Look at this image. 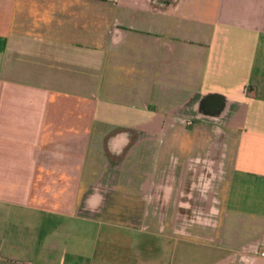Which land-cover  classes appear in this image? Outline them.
Here are the masks:
<instances>
[{
  "label": "crops",
  "instance_id": "1",
  "mask_svg": "<svg viewBox=\"0 0 264 264\" xmlns=\"http://www.w3.org/2000/svg\"><path fill=\"white\" fill-rule=\"evenodd\" d=\"M0 264H264V0H0Z\"/></svg>",
  "mask_w": 264,
  "mask_h": 264
},
{
  "label": "rangeland",
  "instance_id": "2",
  "mask_svg": "<svg viewBox=\"0 0 264 264\" xmlns=\"http://www.w3.org/2000/svg\"><path fill=\"white\" fill-rule=\"evenodd\" d=\"M207 164H206V166H207ZM241 195H242V199L239 200V201L240 202L242 201L243 204H248V205H251V204H254V203L257 204L258 201H261V197H262V194L260 193L259 190L252 191V189L247 190V191H246V189L243 190L242 193H241Z\"/></svg>",
  "mask_w": 264,
  "mask_h": 264
}]
</instances>
